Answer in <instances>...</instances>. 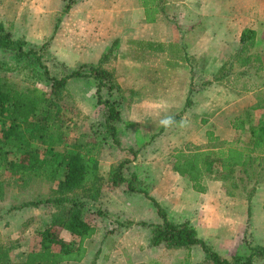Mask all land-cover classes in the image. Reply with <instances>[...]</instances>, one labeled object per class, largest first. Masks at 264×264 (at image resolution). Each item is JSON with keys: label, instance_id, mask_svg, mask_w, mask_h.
<instances>
[{"label": "rangeland", "instance_id": "374dc122", "mask_svg": "<svg viewBox=\"0 0 264 264\" xmlns=\"http://www.w3.org/2000/svg\"><path fill=\"white\" fill-rule=\"evenodd\" d=\"M67 2L71 6L74 4L71 8L75 12L66 14L57 22ZM157 3L159 18L157 24H152L145 22L142 9L138 21L125 23L124 19L135 15L136 8L141 6L136 0H0V23L14 37L24 38L28 43L26 47L42 53V65L58 77L82 62L96 61L113 39H118L106 64L115 72L124 95L122 99V93H114V99L121 97L124 100L121 118L115 122L118 142L115 143L106 130L105 106L97 102L95 94L97 81L93 78H72L68 84L71 98L62 102L64 116L68 119L66 136L55 147L57 153H62L73 152L77 142L93 141L100 146V198L80 201L83 218L91 224L106 223L103 220L105 216L114 219L111 216L116 215L121 219L117 221L115 218L113 228H102L100 232V237L105 239L97 251L101 253L100 250L105 249L101 264L148 261L179 264L184 258L186 248H167L163 244L152 246L149 242L151 226L132 223L121 217L118 211L123 212L125 208L120 207L119 200L125 197L115 190L128 191V195L139 192L130 191L127 181L113 184L111 176L120 165V174L132 178L135 188L144 189L167 203L169 212L165 209L171 218L190 213L191 209L185 205L189 206L193 189L186 176L172 169L175 149L187 148L189 142L171 146L170 139L155 141L156 138L161 139L160 120L167 114L174 117L181 113L186 98L211 81L203 72V66L208 61H232L230 66L222 70L227 76L221 82L211 83L216 88L223 86V105L232 106L234 113L243 110L231 119L241 116L247 124H264V113L255 115L250 108L252 90L261 89L257 92L260 94L258 101L264 105V88H261L264 86V0H157ZM248 27L257 29L255 42L245 51H239V36ZM129 32H139V35L130 39ZM46 41L47 45L40 49ZM0 61H11L19 67L26 60L13 51L0 48ZM242 61L256 62L253 65L251 62L248 68ZM257 61L262 63L258 64ZM157 63H161V66H153ZM17 67L0 72L1 81H7L21 90L37 88L50 96L52 89L46 79L34 80L28 76L27 70L18 71ZM101 93L103 98L110 97L105 90ZM159 98L164 99V102L159 101ZM189 108H186V112ZM131 117L135 120H129ZM177 126L179 124L172 126L175 128L172 134L179 132ZM218 144L208 143L206 146ZM55 159L58 160L57 155ZM262 165H254L249 171L236 168L226 181L213 177L204 181L211 201L210 205L206 204L207 213L204 217L206 220L210 218V222L198 223L199 230L216 236L217 245L212 246L222 250L225 257L250 253V243L264 245ZM63 173L62 168L58 180L63 177ZM56 184L39 178H29L23 183L21 179L5 173L0 195V244L9 251L8 264H18L28 250L38 248V232L49 223L57 210L53 204L46 203L20 209H14L13 206L18 207L31 199L49 197ZM253 184L256 185V191L252 204L257 205L256 210L255 204L254 209L252 207L255 230L247 226L245 200V193ZM111 209L118 211L112 212ZM154 213L157 217L155 210ZM142 214L146 221L153 223L150 210ZM58 232L63 238H70L63 230L58 229ZM115 233L120 237L111 239V234ZM91 243L96 247L95 241ZM191 252L193 263L208 264L198 245H194ZM254 264H264V258L255 257Z\"/></svg>", "mask_w": 264, "mask_h": 264}, {"label": "trees", "instance_id": "16d2710c", "mask_svg": "<svg viewBox=\"0 0 264 264\" xmlns=\"http://www.w3.org/2000/svg\"><path fill=\"white\" fill-rule=\"evenodd\" d=\"M139 3L143 8L145 22H155L156 14L159 12L157 0H139ZM70 7L68 2L64 4L61 15H64ZM60 17L57 22L60 21ZM255 39L256 31L251 27L245 28L239 36L238 50L245 51L247 47L254 44ZM117 41L118 39H115L111 43L96 63L83 62L58 77L42 65V53L32 47H26L28 43L24 38L14 37L0 23V48L13 51L15 55L26 60L19 67L11 61H0V72L10 71L16 67L18 71L27 70L29 77L34 80L46 79L52 89L50 96H47L44 91L37 88L21 90L0 79V121L2 125L0 128V195L5 173L21 179L23 183H26L29 178L57 182L49 197L31 199L18 207L13 206L14 209H20L46 203L53 204L57 208L49 223L38 232V248L26 252L18 264L80 262L85 256L84 242L95 233L96 228L83 218L80 200H96L100 196L101 188L98 182L100 146L93 141L77 142L73 152L62 153H57L55 147L61 144L66 136L65 127L68 119L64 116L62 102L71 98L68 81L79 77L93 78L97 81L95 94L97 102L105 106L106 130L113 137V141L118 142L115 122L120 120V107L124 95L122 87L117 83L115 72L107 67ZM46 45L47 41L41 45L40 49ZM31 62L40 65L41 68L33 66ZM242 62L250 68L252 61ZM231 64L232 61L224 63L213 76V80L207 83L221 82L227 76V73L223 74L222 70ZM103 89L113 95L115 92L122 93V99L121 97L119 99L113 97L111 100L103 98L101 95ZM191 104L192 100L188 96L184 110ZM184 110L173 117L175 122L187 118ZM231 124L237 132L232 140L221 139L212 131H207L209 143L219 142L218 145L214 147L187 145V148L175 149L172 169L177 174L186 176L194 191L206 192L207 187L204 183L206 179L213 177L226 181L236 168L249 171V168L254 165L260 166L262 163L264 167V124L246 126L241 117L233 119ZM163 130L164 128L161 127L159 132ZM56 155L58 160L55 159ZM62 168L64 169L63 177L58 180V174ZM120 170V165L117 170H114L111 176L112 183L118 185L127 181L130 191L141 192L152 202L161 220L158 223L139 221L143 226H151L150 244L152 246L163 244L167 248H186V254L179 264H206L191 261V247L194 245H198L203 251L208 264H254L255 257L264 258V245H251L256 243H250V253L223 256L221 251L213 249L208 241L199 235L189 219L181 221L169 219L165 208L146 190L135 188L132 178H125L120 174ZM255 186L253 184L245 193L247 226L250 227ZM58 229L63 230L70 238H63ZM245 240L248 242V239ZM9 260L8 249L0 244V264H8ZM137 264L162 263L148 261Z\"/></svg>", "mask_w": 264, "mask_h": 264}, {"label": "crops", "instance_id": "0c3cea01", "mask_svg": "<svg viewBox=\"0 0 264 264\" xmlns=\"http://www.w3.org/2000/svg\"><path fill=\"white\" fill-rule=\"evenodd\" d=\"M137 1H139V0H136V2ZM73 5L71 7H73ZM76 5L77 4H75V6ZM71 7L69 8V10L64 15H61L60 18H63L66 14H68V15L74 14L75 11ZM140 9H142V13H143V8L141 6L136 8L135 15H133L132 17H129V19L125 18L124 19L125 23L126 22L132 23L133 20L138 21ZM159 13H160V11L156 14L155 22H153L152 24H157L158 18H159L157 16ZM143 17H144V15H143ZM114 18H115V15H114ZM111 24H113L112 19H111ZM113 27H115V24L113 25ZM251 28H253V27H251ZM253 29L255 31L257 30L255 27ZM136 35H139V32H136V33L129 32L128 38L134 39L135 38L134 36H136ZM115 39H113V41ZM151 42H153V41H151ZM176 42H179V41H176ZM111 43H110V45H111ZM110 45H108V47ZM103 52L100 53V55L96 61H89V63H96L97 61H99L100 56ZM224 62L223 61H208L203 66L204 67L203 69H205V70H203V72H204L205 76H207L208 80L212 81V77L217 73V71L224 64ZM254 62H256V61H252V65L254 64ZM257 62H258V64L262 63L260 61H257ZM153 66H155V67L161 66V63L160 64H158V63L154 64ZM80 78L81 77L74 78V79H80ZM69 81H68V84H69ZM211 83H213V82H211ZM211 83H207V86H203L202 88L198 89L197 92H193V96H190V98L192 100V104H191L189 110H187V112H186V109L184 110V106H185V104H184L182 111L183 110L185 111L184 114L187 116V118L183 119V120H179V122H177V123L176 122L174 123L177 125L179 124V126H177L179 132L172 134V132H175L174 131L175 128L172 127L174 125L173 124L170 128L162 131L160 134L161 139L156 138L155 142H157L158 140L159 141L160 140L169 141L168 139H170L171 140V142H170L171 146H177L180 143L189 142V145H195V146H200V147H203V146L210 147L211 144L209 143L207 135H206L207 131H212L215 136H219L221 139H223V138L230 139L231 137H232L231 139H233L237 135V132L231 126L232 125L231 120L233 121V119H235L236 117L233 119H231V118L236 114H240L243 110H240L237 113H234L233 110H235V109L232 106H227L226 104L223 105V86L216 88ZM261 88H264V86H262ZM103 90H105L107 96L110 95V97H104V98L111 99V97L115 96V95L109 93L106 89H103ZM260 90L261 89H259L258 91L257 90L251 91V94H252L251 97H252L253 101L251 102L252 105L250 108L252 109L253 113L255 115L257 114L258 116H261L264 113V105H260V103L258 101V99L260 100V94L257 92H260ZM101 95H102V93H101ZM130 96H133V95H130ZM133 98L144 99L143 97H137V96H134ZM159 101L164 102V99L159 98ZM185 102H186V100H185ZM123 104H124V100H122V104L120 107V118H121V114H122L121 108H122ZM160 106L163 107L162 104H160ZM232 108H233V110H232ZM131 116H133V114H131ZM167 116H170V114H167ZM238 117H241V116H238ZM241 118H243V117H241ZM129 120H135V118L131 117ZM132 122H134V121H132ZM245 125L247 126L248 124L245 122ZM208 143L210 145L206 146ZM122 176L127 178L124 174ZM206 187H207V185H206ZM115 191L121 195H124L125 198L124 199L122 198L119 200V205H120V207H124L125 209L123 210V212H119L118 210L111 209L112 212L118 211V213L121 215V217H125L126 220H131L132 223H138L139 221H146V219L144 218L145 216H144V214H142V212L146 211V210H150V212L152 213L150 220L153 221V223L161 222V220L159 221V219H158L159 218L158 214H157L156 209L153 206L152 202L147 197H145L142 193H140V192L136 193V192L132 191L133 193L128 195L127 194L128 191H123L120 189H116ZM191 192H192L191 193L192 199L189 203V206L185 205V207L191 209L190 213L186 216H181L179 218H171L170 217L171 214L168 215V213H167V216L169 219L174 220V221H181L184 219H189L191 221V223H193V225L196 227L199 235L201 237H203L204 239H206L211 246L212 245L216 246L217 245L216 244V242H217L216 236L211 234V233L205 234V233L200 232L199 225H198V223H209L210 222V218L206 220L204 217V216H206V213H207L206 212V204L211 203V201L208 199V193H206V192L200 193V192H196L194 190H192ZM111 194L115 195L114 192H111ZM151 196L155 200H157L164 208L167 209V203L165 201H162L161 199H159L157 196H155L152 193H151ZM106 204H109V203H106ZM254 204H255V210H256L257 205H256V203H253V209H254ZM262 205H263V202H262ZM182 206L183 205H179V207H182ZM154 210L157 214V217L155 216ZM167 211L169 212L168 209H167ZM253 215L254 214L252 211L250 225H251V229L255 230L254 229V216ZM111 218L115 219V218H117V216L114 215V216H111ZM104 219L107 221L106 223L105 222L104 223H98V225L92 224L95 226L96 230H95V233L91 237L87 238L84 242L85 247H86V253H85L84 258L80 262H62L60 264H101L100 262H101V259L104 257L103 254H104L105 249L100 250L101 253H97L99 246H101V243L103 240V237L102 238L100 237V232L103 231L102 228H106V229L107 228H113L115 226V221H116L114 219L107 218L106 216L103 217V220ZM200 219H202V220H200ZM120 220H121L120 218H117V221H120ZM129 231H130V228L128 229V232ZM116 237H120V235H118L116 233L111 234V239L116 238ZM108 239L110 240V238H108ZM38 241H39V238H38ZM94 241L96 243V247H94L91 243ZM103 241H105V239ZM193 247L194 246H192L191 249ZM94 249H96L95 253H94ZM213 249L222 252V250H219L217 248L213 247ZM30 250H28V251H30ZM191 254H192V252H191ZM93 259L95 260V262L93 261Z\"/></svg>", "mask_w": 264, "mask_h": 264}, {"label": "clouds", "instance_id": "9594fccd", "mask_svg": "<svg viewBox=\"0 0 264 264\" xmlns=\"http://www.w3.org/2000/svg\"><path fill=\"white\" fill-rule=\"evenodd\" d=\"M174 123H175V120L171 116H167L160 120V125L165 129L170 128Z\"/></svg>", "mask_w": 264, "mask_h": 264}]
</instances>
